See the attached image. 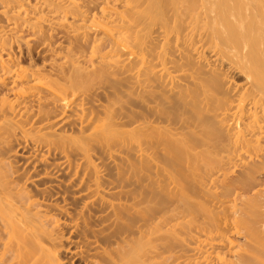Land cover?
I'll use <instances>...</instances> for the list:
<instances>
[{
  "label": "bare ground",
  "instance_id": "6f19581e",
  "mask_svg": "<svg viewBox=\"0 0 264 264\" xmlns=\"http://www.w3.org/2000/svg\"><path fill=\"white\" fill-rule=\"evenodd\" d=\"M84 2L0 0V264H264V0Z\"/></svg>",
  "mask_w": 264,
  "mask_h": 264
},
{
  "label": "rangeland",
  "instance_id": "374dc122",
  "mask_svg": "<svg viewBox=\"0 0 264 264\" xmlns=\"http://www.w3.org/2000/svg\"><path fill=\"white\" fill-rule=\"evenodd\" d=\"M77 1V0H76ZM80 1V4H83V3H85L84 1H86V0H78V2ZM83 1V2H82ZM112 4V3H111ZM110 5V4H109ZM26 6V5H25ZM29 7H31V6H29ZM29 7H26V10L28 9V11H30L29 13H31L32 15H28V16H31V18H33L34 16H36V14H38V15H40V18H42V19H44L45 20V22H43V20H41V22H43V23H41V24H43L44 26L46 25V26H48V24H49V22H54L53 20V18H55V22L57 21H62V18L61 17H58V16H56V17H54L53 16V14H52V16H51V13H49V12H47L46 10H41V11H38L39 13H35L34 14V9H33V11L32 10H30L29 9ZM23 9H24V7H23ZM50 14V16H49V14ZM34 14V15H33ZM42 14V15H41ZM48 14V15H47ZM37 15V16H38ZM36 16V17H37ZM49 20H51V21H49ZM33 19H35V18H33ZM69 21L71 20V18L69 17V19H68ZM49 21V22H48ZM72 21V20H71ZM85 22H87V24H88V20H86ZM79 24V23H78ZM50 25V24H49ZM83 25H86V23H83ZM101 31V32H100ZM97 32V31H96ZM96 32H94L93 34L94 35H96ZM100 32V33H99ZM98 34L96 35V36H101L102 35V30H99L98 29V32H97ZM32 43V42H31ZM41 46V47H40ZM39 47H38V49H40V50H38V49H36V50H38V51H41V50H45L46 52H48V53H46V55H48V56H50V50H51V48L52 47H54V46H56L55 44L54 45H52V47L50 46L49 47V45L48 46H46V45H40ZM45 46V47H44ZM43 48V49H42ZM47 49V50H46ZM48 49H49V51H48ZM43 52V51H42ZM45 53H43V54H45ZM101 55V54H100ZM100 55H96V56H94L93 58H92V60L93 61H91V62H89V58L88 57H81L80 58V56H79V58H78V61H79V65H82V67H84V68H86V70H88L90 67H92V65L91 64H93V65H95V64H97L98 62H103V60H102V58L100 57ZM68 59L67 58H62V60H58V62L60 63L61 61L63 62V61H67ZM48 60H46L45 62H47ZM25 63V62H24ZM40 62H37L36 64H38V67H39V65L41 64H39ZM82 63V64H81ZM91 63V64H90ZM47 64H49V63H46V64H44V62L42 63V65H47ZM67 65H68V62H67ZM91 65V66H90ZM36 67H37V65H35ZM42 67V66H41ZM93 68V67H92ZM45 69H48V68H45ZM90 70V69H89ZM51 77H53L52 79H54V78H56V77H54V76H51ZM92 81V80H91ZM96 81V80H95ZM94 80L91 82V83H88V82H90V81H87L86 83H88V84H84V86H83V88L81 89V91H80V94H81V97L82 96H85V97H94V95L95 94H98V92H100L102 89H101V85H103L104 84V82H98V81H96L95 82ZM100 94V93H99ZM98 94V95H99ZM75 96V95H74ZM73 96V97H74ZM96 96V95H95ZM100 96V95H99ZM12 97V96H11ZM10 97V98H11ZM70 98H71V96H69ZM94 98H96V97H94ZM85 107L86 106H88V105H84ZM79 107V106H78ZM69 133V132H68ZM87 133H89L88 131H87ZM90 134V133H89ZM90 144L87 146V147H85L84 149H81V151L80 150H78L77 149V147H76V145L75 144H73L72 142H70V143H68V145L66 146V148H65V150H66V153L65 154H67L68 155V161H66V160H64L63 159V154L64 153H62V154H57V158L55 159V162H61V161H65V164H67V163H69L70 164V166L69 167H67L66 165L65 166H63V167H65V169L63 170L64 172H66V173H72L73 172V168H72V166H73V164H74V162H75V160H80L81 158V160H89V161H92V162H94L96 165H97V168H98V170H99V173L100 174H103V173H109V172H111V174H112V172H114V170H113V167H112V165H113V159L114 158H112L111 156H109V154L107 153V151H106V149L104 148V145L101 143H98L96 140H93V141H90L89 142ZM42 148V147H41ZM41 148L39 147L38 149H36V153L38 154V155H43L44 154V152H45V149L44 148H42V150H41ZM40 149V151L39 152H37L38 150ZM114 150H115V155L116 156H118V155H122V153H121V150H120V148H118V147H115L114 148ZM44 151V152H43ZM43 153V154H42ZM21 155V154H20ZM21 156H25V154L23 155H21ZM44 156H46V155H44ZM22 158V157H21ZM25 158V157H24ZM67 168V169H66ZM112 168V169H111ZM113 170V171H112ZM93 172V170L91 169V167H85L84 166V169H83V171L81 172V174H83L84 176H88V175H90L91 173ZM263 173L264 172H262L261 173V176L260 175H258V178H262V176H263ZM108 175H110V173L108 174ZM260 190V189H259ZM237 240L239 241V242H242L244 239L243 238H237Z\"/></svg>",
  "mask_w": 264,
  "mask_h": 264
}]
</instances>
